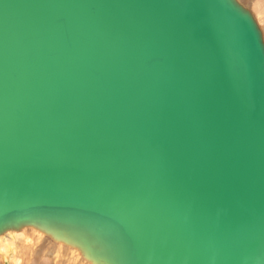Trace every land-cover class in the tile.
Masks as SVG:
<instances>
[{
  "label": "water",
  "instance_id": "obj_1",
  "mask_svg": "<svg viewBox=\"0 0 264 264\" xmlns=\"http://www.w3.org/2000/svg\"><path fill=\"white\" fill-rule=\"evenodd\" d=\"M34 207L110 227L134 264H264L249 14L232 0H0V232Z\"/></svg>",
  "mask_w": 264,
  "mask_h": 264
},
{
  "label": "bare ground",
  "instance_id": "obj_2",
  "mask_svg": "<svg viewBox=\"0 0 264 264\" xmlns=\"http://www.w3.org/2000/svg\"><path fill=\"white\" fill-rule=\"evenodd\" d=\"M232 1L243 12H246L240 4L241 2ZM250 18L262 41L259 26L253 17L250 16ZM262 44L264 48L263 41ZM34 209L38 214L43 212L37 207ZM110 232V227H103L101 231L77 219H61L56 215L40 214L38 217L27 219L0 232V264H6L7 261L14 264H37L40 262L42 254H46L48 248L54 249L51 252L49 250L50 255H55L51 259L53 263L58 258H62L60 262L65 264H134V260L121 259L124 253L120 252L119 254L116 249L119 245L114 237L115 232L114 235H111ZM48 238L49 242L44 241ZM31 243L34 246L29 249L32 246ZM23 244L29 245V247L25 251V259H19L22 253H20V247ZM33 256H35L34 259L31 258ZM63 258L65 259L63 260ZM32 260L34 262L30 263Z\"/></svg>",
  "mask_w": 264,
  "mask_h": 264
},
{
  "label": "rangeland",
  "instance_id": "obj_3",
  "mask_svg": "<svg viewBox=\"0 0 264 264\" xmlns=\"http://www.w3.org/2000/svg\"><path fill=\"white\" fill-rule=\"evenodd\" d=\"M244 8L243 9H245L246 10V12H248L249 14H250V16L251 17H253L254 19H255V21H256V23H257V25L259 26V30H260V32H261V36H262V41H263V43H264V0H237ZM243 1V2H242ZM44 241H50V239L48 238V239H46V240H44ZM43 241V242H44ZM42 243V242H41ZM44 244V243H43ZM26 245V244H25ZM24 244L20 247V253H21V256H19V259H25V251L26 250H28V247H29V245H26L25 246ZM31 247L29 248V249H32L33 248V244L31 243ZM23 247V248H22ZM51 248V247H50ZM53 248H51V249H47L46 250V254H42V256H41V258H40V262H38L37 264H40V263H44V264H65V263H63V262H60L61 260H62V258H58V260H56L55 261V263H53L52 261H51V259H53V257L55 256V255H50V253H49V250H50V252L51 251H53L52 250ZM24 250V251H23ZM23 252H24V254H23ZM44 255H46L45 257H44ZM53 256V257H52ZM34 257L35 256H33V257H31V258H33L34 259ZM48 257H50V258H48ZM65 258H63V260H64ZM49 260V261H48ZM32 262H34V260H32L30 263H32ZM57 262V263H56ZM60 262V263H59ZM6 264H14V263H12L11 261H7V263ZM32 264H35V263H32Z\"/></svg>",
  "mask_w": 264,
  "mask_h": 264
}]
</instances>
